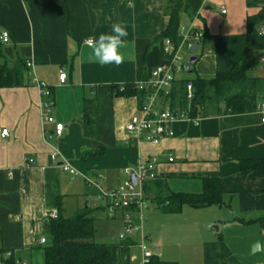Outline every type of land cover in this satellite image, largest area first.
<instances>
[{"label": "crops", "instance_id": "crops-1", "mask_svg": "<svg viewBox=\"0 0 264 264\" xmlns=\"http://www.w3.org/2000/svg\"><path fill=\"white\" fill-rule=\"evenodd\" d=\"M132 2L0 0V35L10 36L7 44L0 41V48L9 60L20 57L29 66L24 86L0 89V246L32 264L34 252L42 247L40 239H48L45 212L59 213L61 207L71 217L89 208L82 196L98 194L86 178L108 191L126 181L127 169L156 157L158 178L137 187L148 205L139 234L152 251H160L161 261L264 264V171L242 168V162L264 164V124L256 113L209 117L198 126L176 123L174 138L159 146L136 144L127 136L124 127L137 113V99L117 96L114 90L166 65L164 41L158 38L169 24L166 0ZM248 3L204 0L195 25L208 39L197 51L191 72L178 79H210L229 72L236 62L246 74L264 78L258 63L264 56V37L249 33L248 22L259 8H249ZM114 23L126 25L129 33L121 49L125 62L88 63L83 42L110 31ZM62 71L64 84L59 79ZM33 79L52 92V117L64 125L60 138L52 135L55 126L43 117L42 96ZM3 130L7 137L1 136ZM54 151L55 161L50 157ZM171 157L174 161L169 163ZM64 163L79 175L64 172ZM205 179L219 181L222 205H184L176 214L160 210L158 202L172 194L202 193ZM89 209L96 221L95 209ZM121 211L124 219L128 211ZM120 234L106 246L98 245L95 235L96 255L105 256L106 264H138L141 235L121 242ZM257 242L260 250L252 254Z\"/></svg>", "mask_w": 264, "mask_h": 264}, {"label": "trees", "instance_id": "trees-1", "mask_svg": "<svg viewBox=\"0 0 264 264\" xmlns=\"http://www.w3.org/2000/svg\"><path fill=\"white\" fill-rule=\"evenodd\" d=\"M203 3L204 0H166L164 14L169 18V24L158 40L170 39L175 45H179V27L183 19H199ZM248 7L259 8V12L248 19L249 33H252L264 22V0H249ZM207 39V34L204 33L203 43ZM28 70L26 60L17 57L11 61L0 48V89L24 86ZM147 76H139L138 80L146 79ZM186 80L181 79L176 83L171 106L173 109L178 107L179 111L189 110V115L193 118L256 113L260 103L264 102V78L246 74L239 62H236L229 72L218 73L213 78L195 76L188 79L193 82L195 88L194 100L189 104L185 97ZM114 91L117 96L138 95L133 84L123 88L117 87ZM242 168L263 172L264 164L260 161L242 162ZM222 196L219 181L205 179L202 193L172 194L167 200L159 201L158 205L162 212L176 214L181 212L184 205L195 209L220 206L223 204ZM61 210L59 207V217L56 220L49 221V238L47 243L40 247L44 253V264H106L105 256L96 255V230L92 210L83 208L71 217H66ZM150 264L177 263L163 262L155 255Z\"/></svg>", "mask_w": 264, "mask_h": 264}, {"label": "built area", "instance_id": "built-area-1", "mask_svg": "<svg viewBox=\"0 0 264 264\" xmlns=\"http://www.w3.org/2000/svg\"><path fill=\"white\" fill-rule=\"evenodd\" d=\"M129 5L133 4V0H126ZM222 13H226L223 10ZM200 14V12H199ZM197 18L189 20L187 23H181L179 27V37L181 39L179 45H175L170 39L164 40L163 55L166 65L162 68H157L151 71L146 79L137 80L133 86L137 92V113L129 117L125 124V132L130 140L136 144L148 143L153 146H159L163 141L172 139L175 136L174 125L179 122H188L198 126L203 119L193 118L189 115V110L179 111V108L173 109L171 100L175 85L181 79L178 75H188L191 72L192 65L191 58L187 62H183L181 51L186 50L191 53L197 52L204 40V33L195 25ZM257 32L264 37V22L258 27ZM0 41L7 44L10 41V36L7 32L0 35ZM194 47H197L196 51ZM262 69H264V56H261L258 61ZM60 83L66 82V73L62 71L59 75ZM33 84L39 89L42 96L41 109L43 117L47 123L54 124L55 129L52 135L60 138L64 131V125L55 123L52 117V109L55 105L51 90L37 79H33ZM186 100L191 103L195 97V88L191 80H186ZM256 114L260 117V122L264 124V102L258 106ZM8 131L3 130L2 137L8 136ZM50 136V135H49ZM51 159L55 161L58 157V151H54L50 155ZM174 158L169 159L172 163ZM33 164V161L29 162ZM157 165L156 157L152 161L140 164L137 169H127L125 172L128 179L116 188L105 191L99 186L86 178L88 185L94 187L98 194L102 196L107 202L108 211L114 216L118 210L128 211L124 220L126 227L124 232L118 237L119 241L126 242L129 236L133 235L135 231H141L144 223L143 212L147 208V203L142 193L137 191L140 183L147 180H155L158 175L155 171ZM64 172L70 175L78 176L79 173L71 168L70 164L64 163L62 165ZM132 176L137 178V185L132 182ZM134 212V213H131ZM136 214V216H134ZM47 221L56 220L59 217L57 211L45 212L43 215ZM139 223L134 224V222ZM47 239L42 237L39 245L44 246ZM141 251V259L138 264H150L151 259L155 253L146 246L145 237L139 245ZM0 264H28L24 261L17 260L15 253L0 246Z\"/></svg>", "mask_w": 264, "mask_h": 264}, {"label": "rangeland", "instance_id": "rangeland-1", "mask_svg": "<svg viewBox=\"0 0 264 264\" xmlns=\"http://www.w3.org/2000/svg\"><path fill=\"white\" fill-rule=\"evenodd\" d=\"M195 55H197V52L191 53V52L186 51V50L181 51V56H182L183 62L189 61V59L191 57H194ZM88 195L86 197L82 196V198L83 197L85 199L87 198V200H88L87 206H89V208L95 209V212H96L95 213V215H96L95 230H96V241H97L98 245H105L106 246V245L114 244L115 243L114 239L117 238L119 233H123L124 229L126 227V221L124 219H122V217H121L122 211L118 210L116 212V214L114 216H112V214L108 211V208H107L108 202L102 196H100L99 194H94V195H89V196ZM66 209L67 208L65 207V210ZM132 213H134V212H132ZM143 215H144V220H145L147 217V211L146 210L143 213ZM136 218H137V216H136ZM134 224H136V222H134ZM140 232L141 231H135L134 234L138 235ZM134 234L129 236V238H132V236H134ZM139 235H141V238L139 240L140 243L137 242V244H141V242L143 240L142 234H139ZM47 238H49V235ZM131 240H132V242H134L133 239H131ZM134 243H136V242H134ZM145 244L149 248V246L147 245V240H145ZM139 252H140V250H139ZM24 262L31 263L30 259H26V258L24 259ZM32 264H44V253H43L42 249H38L34 252L33 258H32Z\"/></svg>", "mask_w": 264, "mask_h": 264}, {"label": "clouds", "instance_id": "clouds-1", "mask_svg": "<svg viewBox=\"0 0 264 264\" xmlns=\"http://www.w3.org/2000/svg\"><path fill=\"white\" fill-rule=\"evenodd\" d=\"M127 26L121 23H114L110 31L101 32L96 37H89L83 42L87 49L86 59L90 64L116 65L120 66L125 62V54L121 49L126 47L128 36Z\"/></svg>", "mask_w": 264, "mask_h": 264}, {"label": "water", "instance_id": "water-1", "mask_svg": "<svg viewBox=\"0 0 264 264\" xmlns=\"http://www.w3.org/2000/svg\"><path fill=\"white\" fill-rule=\"evenodd\" d=\"M197 50V47H194V50L193 51H196ZM191 63H195L197 61V57H192L191 58ZM132 182L134 185H137V178L135 176H132ZM212 229H214L215 231H218V226H213ZM260 250V243L257 242L253 247H252V254L259 251ZM155 255L156 256H159L160 255V251H156L155 252Z\"/></svg>", "mask_w": 264, "mask_h": 264}]
</instances>
